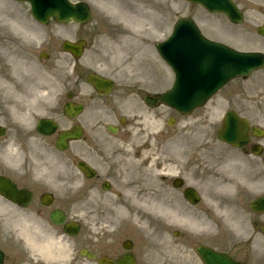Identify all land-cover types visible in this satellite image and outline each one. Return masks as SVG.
Listing matches in <instances>:
<instances>
[{
  "label": "flooded vegetation",
  "instance_id": "af4514ba",
  "mask_svg": "<svg viewBox=\"0 0 264 264\" xmlns=\"http://www.w3.org/2000/svg\"><path fill=\"white\" fill-rule=\"evenodd\" d=\"M5 39L7 46H9L5 50V55H13V52L18 51L19 40L16 37L4 38L3 30L0 27V45ZM76 73L78 74L76 85L65 88L61 92L57 109L60 114L64 115L63 108L67 103L75 106L81 105L83 107L81 115L88 128L86 132H82L79 140L74 142L73 149L70 148L68 151L60 152L61 159L59 158L58 163L65 168L69 163L73 165V162L75 164L81 162L92 169L94 177L86 179L78 173L80 177V181L77 183L78 196L74 198V202L67 196L62 197V199H51L52 205L57 206L52 209L44 204L45 201L42 197L46 183L36 181L31 171L35 154L39 156L37 159L39 168L43 169L46 168L49 162L50 153L49 140L38 136L35 131L34 93L25 78L22 79V82L14 81L10 75L4 74L0 64V176L10 180L16 189L26 190L32 195L26 208H21L0 198L2 205L0 212V243L5 241L6 244H9L8 249L10 252L16 250L13 241L10 240L14 230L21 229V233L24 235L34 232L43 233L45 229L42 223L49 221L51 212L56 208L67 212L76 206L77 215L98 214L93 206L95 204L91 202L92 198L89 192L99 181L98 169H102L104 164L107 163L106 156L112 147V138L109 137L106 140L102 137H108L107 135L100 136L90 129L96 119L97 123L99 121V110L97 115L94 111L95 103L99 102V98L95 96L90 88H85L88 91L90 90L86 92L87 94L82 93V87L78 85L80 73ZM158 85V81H153L149 85L129 83L121 87H115L111 95L105 98L110 109L105 116L120 123L119 116L122 112L128 116L131 114L138 115L141 99L145 97L147 87H150L152 93H157ZM160 118V114L154 115V119ZM123 124L126 127L130 125L129 121H123ZM121 130H118L117 135L120 134ZM122 135L126 137L127 151L135 162L142 161L144 167L150 166L152 162L156 170L163 171L164 148L166 147H164L161 122L158 133L154 136L156 146L155 156L151 158L152 161L147 156L148 144L145 135L137 133H123ZM36 137L41 141L38 150H35ZM117 239L118 237L115 239L113 233L103 236L99 242H87L85 237L82 238V243H85V245L79 250L85 248L94 255L93 261L86 262V264H116L123 255L128 254L123 248L126 244L130 247L129 253H132L133 258H135V264H141L140 259L134 253L138 252V244L130 238L122 242L117 241ZM20 248L22 247L20 246ZM7 264L46 263H33L23 253H12Z\"/></svg>",
  "mask_w": 264,
  "mask_h": 264
},
{
  "label": "rangeland",
  "instance_id": "374dc122",
  "mask_svg": "<svg viewBox=\"0 0 264 264\" xmlns=\"http://www.w3.org/2000/svg\"><path fill=\"white\" fill-rule=\"evenodd\" d=\"M109 1L110 0H105L106 4H102L99 7L100 3L97 4V0H90L89 5L92 9H94V15L91 24H87L84 27L69 25L59 29L60 32L66 36L69 35L67 33L74 32V34L70 35L72 36V39L83 38L90 42V47L88 51H86V54L82 59V63L86 62L85 59L91 61L92 56H95L92 51V48H94L93 38L91 36V32H94L92 30V26L98 27V22H102L103 25L106 24V13L110 11V9L103 8L101 11L100 8H102L104 5H107ZM233 31L234 29L227 28V36L232 39V45H234L237 49L258 50L264 53V39L257 38L252 41L245 39L241 40ZM53 44H55V41ZM70 66L71 62L69 60L47 63V67L50 70L51 75H53L56 80H58L63 74L61 72L67 71ZM41 69L44 68L38 66L35 63V75H40ZM42 77L44 78V76ZM229 94L230 96H233V98H236L234 97V94H238L236 101H242V103L249 102L248 106L242 105V107H247V109L244 110L246 111L244 114L247 116H252V113H254L252 109L256 111L258 109H264V70L262 72L253 74L251 79L249 78L248 80L240 82L237 81L234 83L230 87ZM173 146L174 149L177 148L178 150V145L175 139L173 140ZM183 148L186 149L185 146H183ZM214 149L215 147L213 146L210 148V151H208L209 153L206 154H203L201 153V150H198V156L196 158L188 154L180 155L174 151V156L176 157L177 161V169L180 172V176L184 178V181L187 184H190V180H194L195 187L198 189V192L201 195V202L195 207H190L182 201L180 196H178V199L176 198V203L172 204V200L175 198V193L167 190L166 188H163L162 190L164 193L162 196L163 201L165 203L170 202L172 205H175V209L180 216L182 214L185 217L203 222L208 225L207 229H196L200 232H206L209 229L211 230V228H220L221 219H226V222L232 224V226L235 223L236 227L233 226L235 231L229 227L226 229L232 231V233L242 232L243 235H251V238L254 242L252 243L254 244L253 249L251 247L245 248L243 244H239L243 250L238 251L229 245H219L214 241H210L211 245L219 247L221 250H227L233 257L249 261L251 264H264V249L261 245H256L255 242L258 240L257 236L255 235L256 231L252 229L251 225L249 224L252 218L257 220L259 223H263L264 215L254 216L247 209V204L250 202V200L264 194V174L254 175L249 171V169H244L242 167L240 168L237 162H234L236 167L231 170V167L225 166V162L229 161L225 159L220 160L218 155H215ZM191 150L195 151L194 148H191L189 151ZM222 152L224 155L229 154V152L224 149ZM214 175L216 179L213 177ZM218 176L219 178L223 177V179L227 178L232 182L234 187L228 193H224L222 191V187L217 186L221 180L218 178ZM152 224L145 225V230L147 232L154 228ZM156 229L160 232L162 230L160 252L163 258L162 264H164V262L167 264H174L176 262L175 260H167V258L169 256H176L182 248L178 245V240H175L172 237V231H183L188 235H190V233L186 231V226L182 225L161 226L159 223H157ZM199 239L203 240L202 238ZM259 239L261 240L260 236ZM236 240L237 236L233 242H236Z\"/></svg>",
  "mask_w": 264,
  "mask_h": 264
},
{
  "label": "bare ground",
  "instance_id": "6f19581e",
  "mask_svg": "<svg viewBox=\"0 0 264 264\" xmlns=\"http://www.w3.org/2000/svg\"><path fill=\"white\" fill-rule=\"evenodd\" d=\"M146 16V14H143ZM249 15L254 17L253 20H260L261 18L255 13L250 12ZM130 23V24H129ZM126 23L125 26L130 30L129 36H134L142 29L143 24L139 22H129ZM141 33V32H140ZM138 33V35L140 34ZM127 35V34H126ZM103 47L109 52L113 53H121L124 47H116L111 42H104ZM217 111H211L210 117H216ZM184 123V122H182ZM217 122H215L216 125ZM213 122H195V123H184V126H192L190 132H188L185 136L182 137L183 140L187 142V148H196V146H201L203 143V136L210 131ZM183 132V129H182ZM195 136H193V135ZM183 147V146H181ZM179 148L181 154H183L182 148ZM233 165V164H232ZM231 165V167H232ZM219 186L222 187V191L224 193H228L234 186L229 179H222L220 180ZM125 195L128 198L129 202H125L124 204L132 210H140L145 215H149L150 212H155L156 216L162 220H164L167 224H186L188 227L193 228L196 226H201L199 222L191 221L187 218L181 217L177 214V212L172 209V207L159 204L158 202L154 201L146 188L142 185H135L132 182L125 190ZM108 199V197H104ZM115 211L124 210L122 205L118 207H114ZM130 221L132 224L138 225L139 227L143 228L145 226L144 223L138 222L134 215H131ZM138 222L139 224H137ZM30 247L32 249H36L39 253L44 256L43 258L46 261H54L55 263H63L65 259L69 256L68 246L66 243V239L64 238L63 233L57 232V230H50L48 233H43L41 237L32 236ZM29 239H27V242Z\"/></svg>",
  "mask_w": 264,
  "mask_h": 264
},
{
  "label": "water",
  "instance_id": "95a60500",
  "mask_svg": "<svg viewBox=\"0 0 264 264\" xmlns=\"http://www.w3.org/2000/svg\"><path fill=\"white\" fill-rule=\"evenodd\" d=\"M51 7H53V8L57 7L58 8V7H60V5L58 4V2H53V5ZM56 13L59 14L58 12H56ZM72 14L79 17V15L76 12H73ZM260 65H261V62H260V60H258V61L252 63L251 65H249L245 68H247L246 70H250L252 68L255 69V67H258ZM239 68H241L240 65H239ZM243 71H245V70H243ZM202 77L203 76L198 75V79H200ZM164 103L169 104L167 101H164ZM182 110H188V108L183 107L180 111H182ZM220 138L224 141H227V142H234L235 140H237L238 132L235 129V125H232L231 123H229L228 125H225L224 130L222 131V133H220ZM254 206L256 209L259 208V210H261V211L264 210V200H262L261 202H257L256 204H253V207ZM256 206H258V208ZM204 259H205V262H208V264H235V263L228 261L227 259L224 260L223 257H218V256H216L212 253H208V252L205 254Z\"/></svg>",
  "mask_w": 264,
  "mask_h": 264
}]
</instances>
